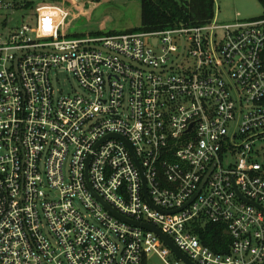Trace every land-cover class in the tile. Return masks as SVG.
Returning <instances> with one entry per match:
<instances>
[{"label":"built area","instance_id":"built-area-1","mask_svg":"<svg viewBox=\"0 0 264 264\" xmlns=\"http://www.w3.org/2000/svg\"><path fill=\"white\" fill-rule=\"evenodd\" d=\"M70 18L0 0V264H183L104 204L193 264H264V18L69 39Z\"/></svg>","mask_w":264,"mask_h":264},{"label":"rangeland","instance_id":"rangeland-1","mask_svg":"<svg viewBox=\"0 0 264 264\" xmlns=\"http://www.w3.org/2000/svg\"><path fill=\"white\" fill-rule=\"evenodd\" d=\"M20 1L25 4L30 3L33 8L38 5L54 3L52 0ZM213 3V19L217 17L220 25L231 24L236 20H256L264 16V10L258 0H213ZM66 7L68 8V6ZM70 7H72L70 9L73 13L71 20L76 19V17L78 19L70 20L68 23L69 39L99 32H138L142 26L141 0H110L108 2H102L101 0H72ZM238 15L240 16L239 18ZM52 78L57 97L81 92L76 81L64 71L53 72ZM168 259L172 264L176 262V259L172 256ZM148 264H164V262L153 255L150 256Z\"/></svg>","mask_w":264,"mask_h":264},{"label":"trees","instance_id":"trees-1","mask_svg":"<svg viewBox=\"0 0 264 264\" xmlns=\"http://www.w3.org/2000/svg\"><path fill=\"white\" fill-rule=\"evenodd\" d=\"M258 1L264 10V0ZM52 2L56 5H63V0H52ZM68 2L65 3L66 6H69L72 0ZM26 5L31 7L30 3ZM141 6L142 26L140 31L146 33L174 29L182 25L200 26L214 18L213 0H141ZM224 231L223 227L209 225L206 234H201V237L205 244L220 251L216 244L225 240ZM144 264L147 263L144 262Z\"/></svg>","mask_w":264,"mask_h":264},{"label":"water","instance_id":"water-1","mask_svg":"<svg viewBox=\"0 0 264 264\" xmlns=\"http://www.w3.org/2000/svg\"><path fill=\"white\" fill-rule=\"evenodd\" d=\"M112 136H110L109 138H111ZM145 183V182H144ZM104 204V203H103ZM105 208L110 211L114 216H116L117 218L121 219L122 221H125L129 224H132V225H136L138 227H141L143 229H147L149 231H152L154 232L155 234H157L162 240L163 242L168 246V248L172 251V253L180 260L182 261L183 264H193L192 262H190L188 260V258L183 255L181 253V251H179L175 246L174 244L164 235L162 234L158 229L150 226V225H146V224H140V223H136V222H133V221H129L123 217H121L120 215H118L116 212H114L111 208H109L107 205H105Z\"/></svg>","mask_w":264,"mask_h":264},{"label":"crops","instance_id":"crops-1","mask_svg":"<svg viewBox=\"0 0 264 264\" xmlns=\"http://www.w3.org/2000/svg\"><path fill=\"white\" fill-rule=\"evenodd\" d=\"M68 1H70V0H63V5H65V3H67ZM102 2H108V1H110V0H101ZM68 4H69V2H68ZM67 4V5H68ZM72 5V2L70 3V5L68 6V8L70 9V8H72V7H70ZM70 11H71V15H73V13H72V10L70 9ZM82 15V14H81ZM80 17V16H79ZM76 19H78V17H76ZM76 19H73V20H76ZM70 20H71V18H70ZM73 20H71V21H73Z\"/></svg>","mask_w":264,"mask_h":264}]
</instances>
